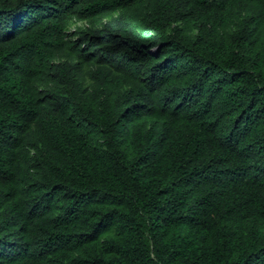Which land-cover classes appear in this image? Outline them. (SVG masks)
<instances>
[{"label": "trees", "instance_id": "16d2710c", "mask_svg": "<svg viewBox=\"0 0 264 264\" xmlns=\"http://www.w3.org/2000/svg\"><path fill=\"white\" fill-rule=\"evenodd\" d=\"M0 264H264V0H0Z\"/></svg>", "mask_w": 264, "mask_h": 264}, {"label": "rangeland", "instance_id": "374dc122", "mask_svg": "<svg viewBox=\"0 0 264 264\" xmlns=\"http://www.w3.org/2000/svg\"><path fill=\"white\" fill-rule=\"evenodd\" d=\"M96 25H98L97 22L94 24L95 28ZM83 26H86V22H84L83 20H79V19L70 20L66 27V32L68 34V37L75 39L77 36V30L81 29Z\"/></svg>", "mask_w": 264, "mask_h": 264}]
</instances>
